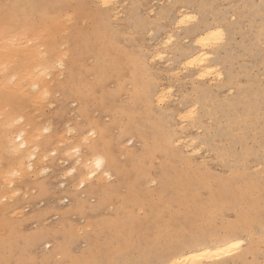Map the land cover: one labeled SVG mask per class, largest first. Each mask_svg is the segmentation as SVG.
<instances>
[{
	"label": "rangeland",
	"instance_id": "obj_1",
	"mask_svg": "<svg viewBox=\"0 0 264 264\" xmlns=\"http://www.w3.org/2000/svg\"><path fill=\"white\" fill-rule=\"evenodd\" d=\"M71 1L64 17H70L72 29L60 39L66 43L60 50L67 56L61 55L64 63L60 58L55 61L60 62L46 77L49 84L53 79V93L43 105L29 106L34 102L30 99L20 106L27 112L21 124L33 120V127L27 126L32 135L37 126L42 127V134L36 130L35 137H42L37 140L44 152L41 158H46L41 163L37 157L34 164L25 160L27 166L33 164V172L27 169L20 182L16 177L11 191L10 180L0 179L1 185L5 183L0 185V196L7 199L0 200V264H127L116 255L102 263L86 262L93 241L84 236H93L101 247L119 244L130 232L142 242L126 261L140 258L137 264H158L157 258L166 255L170 245L188 242L208 227L206 220L203 225L182 215L183 198L193 186L197 187L195 197L206 200L221 182L234 176H241L244 185L257 180L256 187L246 189L250 193L240 206L218 214L214 209L215 221L223 234L227 224L242 214L239 208L253 217L257 213V221L249 225L254 241L246 242V246L252 244L253 253L238 264H262L264 43L258 37L264 35V0H186L189 4L184 0H111L109 6L120 5L121 14L108 12L95 0ZM181 7L195 20L178 26ZM203 19L208 27L225 31L213 43V61L208 62L220 67L222 80L212 75L198 80L194 69L184 64L189 53L199 50L191 29ZM168 34L173 36L170 44L165 41ZM101 38H109L110 44L102 48ZM77 50L82 54L72 56ZM157 51L164 52L162 59L152 58ZM99 57L100 66L96 65ZM71 76L75 83H68ZM155 88L172 91L164 103L147 100ZM195 104L200 106L197 116L184 127L177 126L176 115ZM85 128L97 133L93 141L103 136L102 150L110 152L115 171L101 180L98 173L83 186V166L76 162L79 157L94 161L97 154L68 153L67 149L79 146L81 137L76 132ZM183 130L200 148L198 154L192 156L183 146L171 143ZM15 155L0 150V167L16 159ZM72 167L77 169L74 174L69 173ZM2 187L11 197L17 196L5 195ZM147 223L151 231L143 230ZM167 225L175 231L171 233ZM178 228L183 231L177 233ZM149 247H153L150 252Z\"/></svg>",
	"mask_w": 264,
	"mask_h": 264
},
{
	"label": "bare ground",
	"instance_id": "obj_2",
	"mask_svg": "<svg viewBox=\"0 0 264 264\" xmlns=\"http://www.w3.org/2000/svg\"><path fill=\"white\" fill-rule=\"evenodd\" d=\"M113 1L109 0V4ZM184 1L185 3L188 2L186 0ZM94 2L108 12H114L117 14L120 13V5L116 4L117 1H115L116 6L114 5L112 8L110 6L105 8L103 6L104 0H95ZM5 5L10 7L5 9ZM70 5H72L71 0H0V150L16 154V159L13 158L10 163L6 164V166L0 167V179H4L5 182L10 180V185L8 184L9 189L10 186L14 185L13 181L16 177H20V182L21 176L26 174L27 169L29 170V168H31L32 170L34 164L33 162L37 159V157H39L40 160L43 159L41 158V154H44V152H41L42 146L37 140V137L39 140L42 137H35L36 130H38V135L40 134V128H42L41 125L37 126L39 129L34 130L35 133L32 132L34 133L32 135L31 130L29 129L33 127L31 126L33 120L29 119L27 124L17 123V121L21 120V118L25 121L26 116L24 114L27 112L25 113V111L21 110L20 106H22L26 100H34V102L28 103L29 106L31 103H39L36 105H43L42 103L45 101L44 99L49 96L48 94L53 93L50 88L53 79L50 80L49 84V79L46 80V77L54 68L53 66L56 67L58 62H60L58 61L55 63V61L60 58L62 63H64V60L61 57H64L65 53L62 54L64 49L60 50V46H64L66 43L61 44L60 39H62L63 36L72 29L70 28L71 23L69 24L70 17H64V14H66L64 11L67 9V6ZM184 7H186V5L183 6V8ZM183 8L181 7L180 10H177L178 17L176 19V25L178 26L184 24L186 21L195 20V16H190L191 13L189 14L184 12L182 10ZM203 9H201V11ZM205 23V19L200 20L198 27L193 28L196 30L194 31L191 29V32L196 35L195 39L199 50L194 53H189L184 64L186 67L194 69V75L198 78V80L205 81L210 75L214 78L217 77L218 80H222L224 75L220 71V67L218 68L217 66L208 64V62L213 61V53H215L212 49L213 43L221 40L225 35V31L221 27H208ZM6 27L8 29L7 31H5ZM198 28L199 30L197 31ZM97 29L99 30V28ZM74 34L75 33L72 35L74 36ZM168 36L169 37L165 41L170 44L173 40V36H170L169 34ZM258 38H263L264 43V35H259ZM105 39L106 40H104V38L100 39L102 48L110 44V39ZM65 52L67 53L68 50ZM79 53L82 54V52L77 50L72 56L76 57ZM155 57L162 59L164 57V52L157 51L155 56H152V58ZM101 59V57L98 58L96 65L99 64L100 66L102 63ZM53 62L56 65L53 64ZM51 75H49V77ZM68 83H75L73 76L70 77ZM72 90L73 89H71V91ZM166 90L167 88H155L151 90V92L146 95L148 96L147 100L150 99L152 102L157 104L164 103L166 101L167 94L171 91L169 89V91L166 92ZM46 92L47 95H45ZM135 96L136 95H134V97ZM233 104L234 102H226L227 106H233ZM28 107L27 109L29 110ZM199 107L200 106H196V104L185 106V108L176 115L177 118L175 117L177 120V126L181 125V127H184L185 125L183 124H186L187 121L189 122L190 119L197 116L196 113ZM39 108H42V106L38 107L35 111H39ZM36 118L38 119L39 117H35V119ZM100 141H104L102 135L98 140H94V143L99 146L96 154L101 156L104 161L99 168L96 166L95 156L94 161H90L89 159L87 160V158L83 161V159L79 157L76 162V165L78 164L79 166H83V170L81 172V185L83 186L86 185L87 180L98 177V173H100L98 180H101L103 179V175L111 177L110 171H115V163L111 160V154L106 148L102 150ZM171 143L177 146H183L184 149L192 156L198 154L200 150V148H197L196 146L194 147V139H192L189 134H186L184 130L182 131V134L175 137ZM77 147L78 146H75L73 149H67L68 153H73L75 151L74 149ZM71 150L73 152H71ZM68 153L66 152V154ZM75 153L77 152L75 151ZM45 158L46 157H44V159ZM25 160H29L30 162L33 161V164L30 163L27 166L28 162L26 164ZM40 160L38 159V161ZM42 162L43 161L41 160V163ZM76 170L77 169L75 167H72L69 173L71 172L74 174ZM13 171L18 172L19 175L15 177L10 175ZM240 177L241 176H234L221 182L219 186H217V190L206 200L195 197L197 196V187L193 186V190L187 194L185 199L183 198V204L181 205L184 206L185 210L182 215L189 216L196 222L202 221L203 225L205 220L208 221V229L206 228L205 233L199 236H192L188 242H179L170 245L166 251V255L157 258L159 260L158 264H238L246 259L247 254L253 253L252 244L246 246V242L249 238H251L252 242L254 241V236L251 231L252 227L249 225L257 221V213L256 215L252 214L254 215L253 217L251 214L249 215L246 211L239 208L242 214L235 222L227 224L223 234H221L220 227L217 226L215 221L216 212L218 214L228 207L240 206L244 200L247 201L246 198H248V194L250 193V191L247 192L246 189L250 190L256 187V178H254L255 181H251L250 184L248 183L244 185L243 180H241ZM4 184L2 183V185H0L3 186ZM162 186L164 188V183H162ZM163 188L161 191H163ZM4 190H6V188ZM10 191L4 192L2 187V192H4L5 195H9ZM18 192L19 190L17 193ZM14 193H16V191H14ZM15 195L17 196V194L12 196L14 197ZM90 195H92V192H90ZM4 198L5 196H2L0 200L3 202ZM5 200L7 199L5 198ZM249 202L252 203L251 201ZM214 209L217 211L215 212ZM254 210H257L256 205H254ZM202 223L200 224V228L202 227ZM167 226L169 227L170 225ZM142 228L143 230L151 231L149 223H147L146 226L144 224ZM168 229H171V233L175 231L170 227ZM168 229L167 233L170 231ZM120 230H122L121 227L116 229V235H118L116 237H118V239L120 234L119 232H121ZM181 230L183 231V228H178L176 232L178 233ZM98 233L101 234L100 232ZM130 233L125 236L123 235L119 244L115 245V243L109 242L101 247L100 244H96L93 236L86 234L84 238L89 242L93 241L86 253V262L102 263L110 258L111 255H116L120 259V262L137 264L138 260H141L140 258H131L130 261H126V256L130 255V253L134 250L140 248V241L142 242V239L133 238V235ZM155 236L154 238L157 239ZM237 239L243 241L238 248H232L230 254L224 251L225 249H229L230 244L236 243ZM49 245L51 244L49 243ZM152 248L153 247H149V252ZM57 249L58 248L56 247L55 250ZM157 256H159V254H157ZM110 263L111 261L108 264Z\"/></svg>",
	"mask_w": 264,
	"mask_h": 264
},
{
	"label": "snow or ice",
	"instance_id": "obj_3",
	"mask_svg": "<svg viewBox=\"0 0 264 264\" xmlns=\"http://www.w3.org/2000/svg\"><path fill=\"white\" fill-rule=\"evenodd\" d=\"M103 6L105 8L109 7V0H104V4ZM5 9H7L8 5L4 6ZM7 15V14H6ZM7 27L5 28V31H7ZM61 67H63V65L61 64ZM45 95H47V92L45 93ZM53 111H55V108L52 109ZM23 122V118H21V120L17 121V123H22ZM45 131H47V129H45ZM69 133H72V129L71 127H69ZM23 135V134H21ZM76 135H78L79 137H81V141L80 144L77 148H75L74 150L77 153H83V154H96L98 152V144L94 143L93 139L94 137H96L97 133L95 131L89 130L88 128H85L83 130H77ZM103 158L99 155L96 156V166L97 168L100 167L101 164H103ZM10 175H12L13 177L18 176L19 173L18 172H11ZM243 243V241L238 240L237 242L234 244H230L229 249H225L224 251H226L228 254H230V251L232 248H238L239 245ZM262 264H264V262H262Z\"/></svg>",
	"mask_w": 264,
	"mask_h": 264
}]
</instances>
